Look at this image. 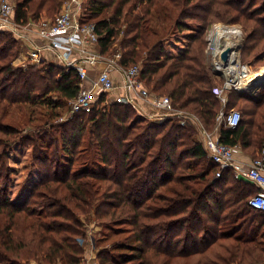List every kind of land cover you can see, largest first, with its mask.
<instances>
[{"label": "trees", "instance_id": "16d2710c", "mask_svg": "<svg viewBox=\"0 0 264 264\" xmlns=\"http://www.w3.org/2000/svg\"><path fill=\"white\" fill-rule=\"evenodd\" d=\"M64 1L17 0L16 21L53 19ZM219 21L243 25L249 67L264 62V0H87L82 15L96 24L103 55L122 51L125 68L140 62L145 85L208 132L221 101L207 32ZM20 43L0 28V264H83L91 239L99 264L264 262V211L249 204L258 189L233 168L216 176L196 125L153 121L108 93L59 124L56 139H27L41 179L24 200H11L9 151L25 139L10 111L40 102L54 110L62 104L52 94L68 102L80 91L76 69L46 59L15 64ZM246 93L228 92L227 110L241 103L242 121L222 126L220 140L255 158L264 146V88ZM94 220L105 233L88 238Z\"/></svg>", "mask_w": 264, "mask_h": 264}, {"label": "built area", "instance_id": "2783aa9c", "mask_svg": "<svg viewBox=\"0 0 264 264\" xmlns=\"http://www.w3.org/2000/svg\"><path fill=\"white\" fill-rule=\"evenodd\" d=\"M86 1L65 0L55 18H41L37 22L32 21V23L23 26L16 21L17 0H0V28L11 30L20 40L24 38L28 29L35 30L42 39L47 41L45 45L33 48L30 51L29 59L36 62L42 59L47 60L42 52L48 49L54 53L53 57L58 61L57 64L78 71L80 91L70 101V114L62 120L68 119L77 112L90 110L103 93H108L110 97V93L117 86L109 70L101 71L97 78L90 80L88 67L84 65L85 63L94 65L97 62L108 60L110 65H117L123 75V84L121 85L123 93L116 95L114 100L112 99L113 101L131 104L141 115L153 121L177 117L181 124L196 125L209 157L219 165L216 176L220 177L226 168H233L236 177L250 182L258 189V192L250 198L249 204L255 209L264 211V146L258 156L253 158L251 163L246 164L235 159L237 146L226 144L220 140L221 127H238L242 121V112L237 108L227 110L223 107L216 117L215 129L213 132H208L197 116L189 111L174 107L169 96L159 95L145 85L141 78L142 66L140 63L127 68L122 67L119 64L122 51H116L111 58L105 57L101 52L93 54L87 52L89 45L99 44L101 36L95 23L82 22ZM210 37L209 45H211ZM80 53H90L83 58L82 64L76 58V55ZM243 65L246 66V70L240 72V78L228 76L216 67L224 81L221 86L215 88V93L224 105L228 102L230 90L244 91L247 89L240 86V80L254 71L246 64Z\"/></svg>", "mask_w": 264, "mask_h": 264}, {"label": "rangeland", "instance_id": "374dc122", "mask_svg": "<svg viewBox=\"0 0 264 264\" xmlns=\"http://www.w3.org/2000/svg\"><path fill=\"white\" fill-rule=\"evenodd\" d=\"M219 23L221 25L237 26L242 30L240 58L242 60V63L244 62L243 64H246V62L243 60V55H242L243 54L242 50L246 35V31L243 25L241 23L230 24L222 21L212 24L209 31L207 32L208 33L207 54L209 57V68L211 69V71H213V74L218 78L217 79L218 84H216V87L221 86L223 84V82L221 81V79L223 80V78H221L222 74L216 69V66L214 64V54H213L214 51H213V47L209 45V37L214 33L213 30L216 27L215 25H218ZM21 43H20L19 51L22 46ZM22 53H19L18 57L14 60L15 64L23 65L29 61H33L31 59H28L27 56L26 57L22 56L21 55ZM113 53L114 52H110L106 54L105 57L111 58L115 54ZM246 65L249 66L248 64ZM118 68L119 67H117V69ZM250 69L253 71H261L262 69L264 70V62L252 68L250 67ZM263 88L264 86L262 84L256 87L255 89L247 88L244 89V91H247L248 93L246 94L248 95H259L260 91ZM51 100L60 101L62 106L53 110V108L48 107V103L44 104V102L42 103L40 102L35 105L26 104L21 107L12 109L10 111V115L8 116V121L13 123V125L15 124V126L18 127L20 131L19 135L25 139L23 142L20 140L16 141L9 151L8 165L12 167L13 171L11 172L9 177L10 188H9L8 196L13 201L21 202L22 200H24L29 195L33 186L41 179L39 171H37L34 163L35 159L33 157V144L27 139H29V137L30 138L35 137L37 134L38 135L44 134L45 136L47 135V140L56 139V135L61 136L62 134L61 130L56 129V127H58L59 124L63 123L66 120V119L62 120V118H66L70 114V101L67 102L66 100L64 101L60 100L57 94H52ZM223 107L225 109H228L227 104L224 105L223 102L221 101V109H223ZM235 108L241 110V103L237 105ZM54 114H56V117L52 118ZM46 121H50V122L48 124H45ZM51 146L52 148H55L57 144L53 143ZM62 157H63L62 161L64 162V164H68L69 161L67 160V156L63 154ZM87 229L89 235L88 238L91 237L92 235L97 238L102 237L105 233L104 226L101 223H99L98 220H94L91 223H89ZM113 239H115V237H113ZM105 243L107 242L101 243L100 245L101 246L107 245ZM94 245H95L94 241L91 239L90 243L87 245V255L85 256V260L83 261V264H99L98 259L96 258L97 250L95 249Z\"/></svg>", "mask_w": 264, "mask_h": 264}, {"label": "bare ground", "instance_id": "6f19581e", "mask_svg": "<svg viewBox=\"0 0 264 264\" xmlns=\"http://www.w3.org/2000/svg\"><path fill=\"white\" fill-rule=\"evenodd\" d=\"M214 33L210 38V44L214 51L216 67L226 75L233 78H240V72L246 70L240 56L242 30L237 26L215 25ZM231 49L228 61L222 58V52ZM264 84V70L250 72L247 77H242L240 86L248 89H255Z\"/></svg>", "mask_w": 264, "mask_h": 264}, {"label": "crops", "instance_id": "0c3cea01", "mask_svg": "<svg viewBox=\"0 0 264 264\" xmlns=\"http://www.w3.org/2000/svg\"><path fill=\"white\" fill-rule=\"evenodd\" d=\"M33 20H31L29 23H32ZM28 23V24H29ZM31 29H28L25 34H24V38H22L20 41L21 43V49H20V53H22L21 55L26 57L29 59V54L30 51L33 50V48L42 45H45L47 43V41H45L44 39H42L39 35L38 32L35 30L30 31ZM23 47V50H22ZM87 52L90 53H97V52H101L100 51V47L99 44L98 45H89L87 48ZM88 53V54H90ZM26 54V55H25ZM43 56L45 58H47L48 61L54 62V63H58V61L56 59H54V53L50 50H43L42 52ZM87 53H80L76 55V58L79 60L80 64H82L83 62V58L86 57L88 55ZM84 65H86L88 67V73H89V79L93 80L95 78H97V76L99 75V73L103 70H109V72L111 73L115 83H116V88L110 93V98L114 100L115 96L123 93V88L121 87V85L123 84V75L122 72H120L117 69V66L115 65H110L107 62L104 61H100L97 62L94 65H90L85 63ZM87 83L89 84V80L87 81ZM236 151H235V159L239 162L242 163H246L249 164L251 163L252 159L254 158L252 155L246 153L240 146L236 147ZM38 171V170H37Z\"/></svg>", "mask_w": 264, "mask_h": 264}, {"label": "water", "instance_id": "95a60500", "mask_svg": "<svg viewBox=\"0 0 264 264\" xmlns=\"http://www.w3.org/2000/svg\"><path fill=\"white\" fill-rule=\"evenodd\" d=\"M241 47V46H240ZM230 51H231V49H226V50H224L223 52H222V58L224 59V60H226V61H228V59H229V57H230ZM240 54H241V51H240ZM263 86H264V84H263Z\"/></svg>", "mask_w": 264, "mask_h": 264}]
</instances>
